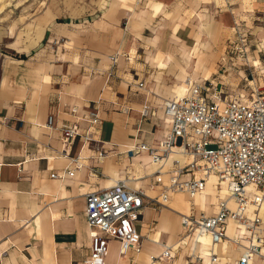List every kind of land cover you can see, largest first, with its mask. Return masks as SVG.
<instances>
[{"label": "crops", "instance_id": "crops-1", "mask_svg": "<svg viewBox=\"0 0 264 264\" xmlns=\"http://www.w3.org/2000/svg\"><path fill=\"white\" fill-rule=\"evenodd\" d=\"M146 1L159 2L161 12L154 16L147 13L141 27H137L138 19H132L128 31L110 50L81 49L72 56L61 51L54 60H28L19 55L6 59L0 52V264H84L90 248V232L94 230L86 221L85 196L109 187L114 182L112 179L119 178H128L130 186L142 189L146 195V204L136 223L141 235L140 252L148 244L146 251L157 256L169 246L174 260L182 256L186 264H200L195 261L196 256L206 263L212 252L222 264H237L241 249L228 239L212 245L208 235L197 237L182 229V214L199 213L213 204L212 210L215 208L217 195L210 203L199 201L207 182L193 198L173 192L164 206L156 207L149 198L160 192V187L151 186L158 166L146 153L129 157L124 151L137 140L156 144L164 137L170 126L162 111L161 103L165 99L187 93L194 84L209 83L195 81L198 65L195 59L200 50L192 55L193 59L189 57L191 37L186 25H175L178 16L173 14V8L180 3L198 2L209 9L214 4L222 22L229 17L228 8L222 5L249 3L246 11L230 7L235 23L231 28L264 31V0ZM158 16L166 22L165 27L176 26L177 38L172 34L174 28L166 34L164 26L152 27L151 19ZM168 54L173 58L165 61ZM111 55L115 56L114 62ZM207 77L208 73L204 79ZM185 80H189V85L180 87ZM251 92L252 88L244 95ZM146 102L156 110L141 120L140 109ZM96 104L101 116L97 137L108 150V155L100 160L92 145H83L80 137L65 147L60 133L62 124L74 120L68 112L70 107H77V114L82 115ZM49 116L51 128L46 125ZM85 125L84 121L80 122L82 128ZM162 125L165 127H159ZM77 156L81 168L72 176L58 177L69 166L70 158ZM146 163L154 169L148 171ZM189 175L185 174L184 178ZM215 180L216 185V177ZM223 187L225 193L220 190L221 197L228 193L227 187ZM164 212L173 226L167 232V229L161 231L159 244H154L159 216ZM240 233L242 229L229 221L227 237ZM143 259L144 255L132 250L123 252L119 240L108 238L105 264H146Z\"/></svg>", "mask_w": 264, "mask_h": 264}, {"label": "built area", "instance_id": "built-area-1", "mask_svg": "<svg viewBox=\"0 0 264 264\" xmlns=\"http://www.w3.org/2000/svg\"><path fill=\"white\" fill-rule=\"evenodd\" d=\"M110 59L114 62L115 56L111 55ZM138 85L141 87L143 83ZM162 105L170 125L164 137L156 144L137 140L124 151L129 157L146 153L158 166L151 186L160 187V192L149 201L156 207L164 206L173 192H183L193 198L214 175L225 183L228 195L219 200L212 214L204 211L182 214L183 231L197 237L208 235L212 245L228 239L241 249L237 264L257 261L264 264V89L252 87L250 95L227 97L216 83H197L184 95L165 99ZM155 110L152 104L144 103L140 109L141 120ZM68 112L74 120L60 128L63 145L66 147L80 137L83 145H92L97 159L106 157L108 150L97 137L101 125L99 105L90 107L82 115L77 114L75 106ZM81 121L86 123L84 128L80 126ZM46 125L52 127L51 116ZM173 154L178 157L172 158ZM81 166L79 156L71 157L69 166L58 177L72 176ZM185 174L190 175L184 178ZM145 196L142 189L128 184V178L116 179L109 187L86 194V221L94 230L90 232V248L84 264H105L108 238L119 240L123 252L141 250L136 223L146 204ZM229 221L242 229L239 237H227ZM172 256L171 248L165 246L151 259L167 260ZM195 261L222 264L214 252L210 253L207 263L199 256Z\"/></svg>", "mask_w": 264, "mask_h": 264}, {"label": "rangeland", "instance_id": "rangeland-1", "mask_svg": "<svg viewBox=\"0 0 264 264\" xmlns=\"http://www.w3.org/2000/svg\"><path fill=\"white\" fill-rule=\"evenodd\" d=\"M148 7L146 0H0V52L6 59L25 54L28 60H54L60 57L61 51L72 56L81 49L110 50L128 31L130 20L138 19L137 27L143 25ZM222 7L228 8L229 16L222 22L214 11V4L209 9L198 2L180 3L173 8L178 19L172 26L186 25L191 37L188 40L190 46L195 44V33H201V48L195 59L198 61L195 81L216 83L226 95L247 94L252 87L263 90L264 31L231 28L235 23L230 16V7L246 11L249 3ZM170 19L173 21V17ZM151 20L152 27H165L162 16ZM172 28L166 26L165 33ZM207 73L208 77L204 79ZM216 186L215 208L212 210L213 204L203 210L206 214L215 211L219 200L228 195L221 197L219 194L220 189L226 187L225 183L217 180ZM160 264H175L174 257L164 259Z\"/></svg>", "mask_w": 264, "mask_h": 264}, {"label": "bare ground", "instance_id": "bare-ground-1", "mask_svg": "<svg viewBox=\"0 0 264 264\" xmlns=\"http://www.w3.org/2000/svg\"><path fill=\"white\" fill-rule=\"evenodd\" d=\"M149 4V7L147 8L148 9V11H146L147 9H145V13L147 12L150 16H154V15H157V14H159L160 12H161V4L159 3V2H156V1H150V3H148ZM148 17V16H147ZM150 18V17H149ZM148 20H150V19H148ZM131 21V20H130ZM202 25V28H205L206 26H205V24L204 23H202L201 24ZM174 29H173V31H172V34H173V36L174 37H176L177 38V36H175V34H174V31H175V29H176V26H174L173 27ZM229 28V27H228ZM152 29V28H151ZM234 29V28H233ZM209 32H210V30H209ZM208 32V33H209ZM196 34V36H195V44L193 45V46H190V54H188L189 55V57L191 58V59H193L192 57V55L194 54V53H196V52H198L199 50H200V48H201V33L200 32H196L195 33ZM225 35H226V33H225ZM179 41V40H178ZM203 45V44H202ZM134 53V52H133ZM173 57H172V55H170V54H168L167 55V57H166V60L165 61H167V60H171ZM257 59H259L258 57H256V60ZM174 60V59H173ZM171 62V61H170ZM185 71H187V70H185ZM88 77V76H87ZM86 77V78H87ZM192 82V81H191ZM187 85H189V80H185L184 82H182L181 83V85H180V87L182 86H187ZM185 94V93H184ZM184 94H179V95H176V96H182V95H184ZM163 101V100H162ZM162 104V103H161ZM162 119L163 118H161V123H162ZM159 127H163V125L162 126H159ZM165 127V126H164ZM163 127V128H164ZM163 128H161V131L162 130H164ZM161 133V132H160ZM159 133V135H161ZM159 135H158V137H159ZM173 155H175L174 157H178V155L177 154H173ZM172 156V155H171ZM173 157V158H174ZM146 166H149L148 167V171H151L152 169H154L153 168V166H152V164H147L146 163ZM208 181H207V185H206V188H205V191H204V193H203V195L199 198V201L201 202V203H204V202H206V203H210V201H212L213 199H216L217 198V193H216V190H217V186L215 185V182H216V180H215V177L214 176H210L208 179H207ZM113 181H115L114 179H112V182ZM113 184V183H112ZM111 184V185H112ZM248 188H250V187H248ZM218 189H220V188H218ZM221 193H225V188L224 187H222L221 189ZM231 205H234L233 204V202L232 201H230L229 202ZM166 213L167 212H164L163 214H161L160 216H159V221H158V224H157V231H156V235H155V237L153 238V240H152V242L154 243V244H159V242H160V238H159V236H160V234L165 230V229H167L166 230V232L168 231V229H169V227H170V225H172V222L168 219L169 218V216H167L166 215ZM168 217V218H167ZM179 225V224H178ZM173 226V225H172ZM162 231V232H161ZM165 233V232H164ZM168 234V233H167ZM202 236H205V235H202ZM200 237V236H199ZM236 237H239V236H236ZM242 237V236H241ZM168 241V240H167ZM169 241H171V240H169ZM207 241V238H204V242H206ZM176 242V241H175ZM161 244V243H160ZM170 244H172V241L171 242H169L168 243V245H170ZM148 245V244H147ZM147 245L144 247L146 250H147ZM147 247V248H146ZM146 250H144L143 252L141 251H139L138 252V255H144V257H145V260L143 259V261L146 263V264H160V262H157V261H154V260H152L151 259V257H152V255H151V252H148V251H146ZM159 251V250H158ZM156 253V252H155ZM137 258V257H136ZM138 259H139V256H138ZM161 260V259H160ZM175 263H178V264H184V262H183V259H182V256H180L179 257V259H176V261H175ZM207 263V262H206Z\"/></svg>", "mask_w": 264, "mask_h": 264}, {"label": "trees", "instance_id": "trees-1", "mask_svg": "<svg viewBox=\"0 0 264 264\" xmlns=\"http://www.w3.org/2000/svg\"><path fill=\"white\" fill-rule=\"evenodd\" d=\"M59 21H61V20H59ZM18 57L19 58H26V55L25 54H22V55H19Z\"/></svg>", "mask_w": 264, "mask_h": 264}]
</instances>
